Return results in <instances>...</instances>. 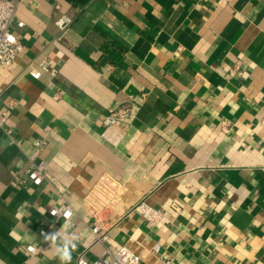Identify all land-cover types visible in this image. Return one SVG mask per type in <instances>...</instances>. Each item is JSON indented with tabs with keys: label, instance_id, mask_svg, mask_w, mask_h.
Wrapping results in <instances>:
<instances>
[{
	"label": "crops",
	"instance_id": "obj_1",
	"mask_svg": "<svg viewBox=\"0 0 264 264\" xmlns=\"http://www.w3.org/2000/svg\"><path fill=\"white\" fill-rule=\"evenodd\" d=\"M62 14L72 22L61 31ZM20 19L23 49L0 64V112L12 105L0 127V264H61L42 231L65 223L79 237L70 264L106 245L139 264H161L156 246L171 264H264V0H19ZM126 108L113 145L105 116ZM37 147L40 185L27 174ZM105 176L121 191L100 243ZM61 194L69 219L50 213ZM143 200L164 210L161 223L134 210Z\"/></svg>",
	"mask_w": 264,
	"mask_h": 264
},
{
	"label": "built area",
	"instance_id": "obj_2",
	"mask_svg": "<svg viewBox=\"0 0 264 264\" xmlns=\"http://www.w3.org/2000/svg\"><path fill=\"white\" fill-rule=\"evenodd\" d=\"M19 0H0V64L10 65L12 64L20 52L23 49V45L17 36V29L25 26L24 20H17ZM63 21L61 24L60 22ZM72 22V18L67 14H62L56 20L59 29L65 30ZM49 62L43 61L40 66L44 69H49ZM238 74L242 71L236 67L234 69ZM61 94V91L57 93V96ZM12 105H7L0 112V127H5L11 116ZM133 116L131 110L126 108L119 111H113L105 116L104 123L105 128L103 130V137L112 143L113 145H119L125 138L128 131V120ZM264 122V115H263ZM225 131L229 130L227 125H224ZM7 133L12 136V130L7 129ZM39 147L35 152L30 155L31 165L27 171L29 179L34 184L40 185L46 179H49L47 162L45 160H36L39 154ZM99 191L95 193L96 200L99 199V207L95 211V224L92 227V233L94 235L95 242H108L109 227L104 223V218L101 215L103 210L106 209L113 198L117 197L121 191L120 184L109 176H105L99 186ZM63 201L50 210V213L54 217L70 218L73 214V207L71 203L65 199L64 194H61ZM96 202V201H95ZM98 203V202H97ZM53 209L58 210L57 215H53ZM134 210L138 212L141 217L148 223L149 226L158 225L161 223L165 212L162 208H156L149 204L147 201H140ZM70 212L71 215H65ZM47 234V231H42ZM156 252L159 253L161 264H171V255L161 249L159 246L155 247ZM27 251L31 254H37L39 248L35 245H28ZM141 262V256L136 254L124 246L113 248L110 245H106L102 253L93 260H88L82 253H79L76 264H139Z\"/></svg>",
	"mask_w": 264,
	"mask_h": 264
},
{
	"label": "clouds",
	"instance_id": "obj_3",
	"mask_svg": "<svg viewBox=\"0 0 264 264\" xmlns=\"http://www.w3.org/2000/svg\"><path fill=\"white\" fill-rule=\"evenodd\" d=\"M61 24L63 21L60 22ZM58 210L53 209V215H57ZM65 215H71L70 212L65 213ZM70 227L69 223L62 225L60 230L55 232L47 233L42 235L44 240L48 243L55 254L58 256L61 264H70L72 260V252L77 248L79 237L70 236L68 229Z\"/></svg>",
	"mask_w": 264,
	"mask_h": 264
},
{
	"label": "trees",
	"instance_id": "obj_4",
	"mask_svg": "<svg viewBox=\"0 0 264 264\" xmlns=\"http://www.w3.org/2000/svg\"><path fill=\"white\" fill-rule=\"evenodd\" d=\"M106 52H107V56H112L113 54H114V52H112L111 50H109V49H106ZM112 57H114V56H112Z\"/></svg>",
	"mask_w": 264,
	"mask_h": 264
}]
</instances>
